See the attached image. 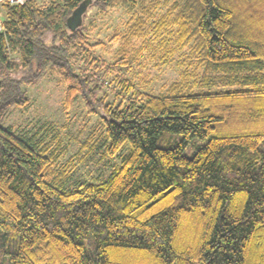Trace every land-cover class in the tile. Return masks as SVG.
I'll return each instance as SVG.
<instances>
[{"label":"trees","instance_id":"obj_1","mask_svg":"<svg viewBox=\"0 0 264 264\" xmlns=\"http://www.w3.org/2000/svg\"><path fill=\"white\" fill-rule=\"evenodd\" d=\"M168 1L0 3V264H264V0H176L157 17ZM81 4L128 19L100 38L84 12L71 31ZM174 53L179 78L156 92L145 62ZM51 75L64 115L98 116L81 143L2 126ZM102 146L119 164L77 178Z\"/></svg>","mask_w":264,"mask_h":264},{"label":"rangeland","instance_id":"obj_2","mask_svg":"<svg viewBox=\"0 0 264 264\" xmlns=\"http://www.w3.org/2000/svg\"><path fill=\"white\" fill-rule=\"evenodd\" d=\"M175 1L169 0L156 12V16L165 15L173 7ZM85 12L83 27H87V32H91L92 35H96L101 31L100 38H103L107 33H111L116 27L121 28L128 19V15L121 8L110 9L103 17H100L93 8H89ZM139 44L140 41L136 42V45ZM115 48L116 45H112L105 55L107 57L111 56ZM144 53L147 61L153 60L151 56L147 55L148 52L145 51ZM179 58H181L180 54L174 53L172 61L159 68L153 67L152 61L145 62L146 64L149 63L146 72L156 92L164 90L171 83L178 80L181 71V66L178 63ZM22 87L30 100V106L27 108H13L10 117H6L3 121V127L11 126L12 129L19 131L26 128L36 129L37 127L46 128L51 126L53 129L59 130L60 138L65 139L67 136L71 138V135L76 137L79 143L85 141L88 135L95 130V127H98V116L87 115L84 110L80 111L79 108L72 110L69 115H64L62 105L63 86L56 76H48L36 86L23 85ZM69 148L70 151L67 153L66 158L71 157L76 163L77 158L84 154L78 152L79 144L74 140L71 141ZM102 148L103 146L96 154L86 155L84 162H78L79 167L75 175L77 178L98 182V179L104 178L110 172L113 162L119 164L118 157L111 162L102 159ZM127 150L128 147L124 145L120 153L122 151L127 152ZM188 155L190 156V153Z\"/></svg>","mask_w":264,"mask_h":264},{"label":"water","instance_id":"obj_3","mask_svg":"<svg viewBox=\"0 0 264 264\" xmlns=\"http://www.w3.org/2000/svg\"><path fill=\"white\" fill-rule=\"evenodd\" d=\"M86 11V5H79L71 14V16L67 19V27L71 31H75L82 24V16Z\"/></svg>","mask_w":264,"mask_h":264},{"label":"built area","instance_id":"obj_4","mask_svg":"<svg viewBox=\"0 0 264 264\" xmlns=\"http://www.w3.org/2000/svg\"><path fill=\"white\" fill-rule=\"evenodd\" d=\"M25 0H0V3L22 4ZM0 33H2V21L0 18Z\"/></svg>","mask_w":264,"mask_h":264}]
</instances>
